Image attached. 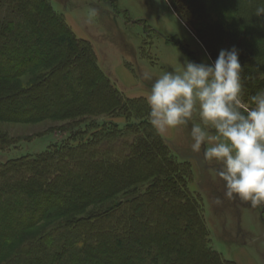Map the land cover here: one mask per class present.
<instances>
[{
    "label": "trees",
    "instance_id": "1",
    "mask_svg": "<svg viewBox=\"0 0 264 264\" xmlns=\"http://www.w3.org/2000/svg\"><path fill=\"white\" fill-rule=\"evenodd\" d=\"M169 4L212 61L216 46L238 49L241 100L251 103L264 90V16L255 15L264 0ZM29 72V87L11 83ZM0 110L27 123L80 119L56 129L68 133L60 143L0 163V264H235L211 248L192 168L152 128L146 101L111 83L47 0H0ZM14 143L0 136V151Z\"/></svg>",
    "mask_w": 264,
    "mask_h": 264
},
{
    "label": "rangeland",
    "instance_id": "2",
    "mask_svg": "<svg viewBox=\"0 0 264 264\" xmlns=\"http://www.w3.org/2000/svg\"><path fill=\"white\" fill-rule=\"evenodd\" d=\"M47 1L56 13L62 14L78 38L92 45L100 70L129 98L145 100V93L154 80L164 72L181 71L186 59L197 63L212 62L190 26L174 13L169 0ZM259 2L263 3V0H255V3ZM215 15L209 16V23H217ZM230 15L229 12L219 14L231 24ZM231 48V44L225 43L216 46L215 50L219 54L221 49ZM38 55L50 56L43 52ZM145 74L151 79H145ZM34 78L35 74L29 72L11 83L24 89ZM242 103L252 106L250 102ZM0 113L2 115L3 110ZM7 119L0 117V136L15 143L0 151V163L34 155L51 144L60 143L68 133L56 129H64L80 121L44 119L27 123ZM93 120L103 122L111 119L98 116ZM196 123L200 120L198 113L194 112L190 124ZM207 131L209 136L214 134L210 126ZM161 137L176 160L188 162L192 168L193 177L188 188L201 198L211 248L235 264H264V205L252 207L249 201L223 196V183L216 175L219 164L204 160L203 151L207 145L202 146L199 153L190 150V125L170 129ZM217 198H220V203H217ZM95 208L88 207L76 216H84ZM138 222L143 223L144 220ZM48 225L47 222L41 223L30 232L31 235L35 236ZM180 228L183 230L184 226L180 225Z\"/></svg>",
    "mask_w": 264,
    "mask_h": 264
},
{
    "label": "clouds",
    "instance_id": "3",
    "mask_svg": "<svg viewBox=\"0 0 264 264\" xmlns=\"http://www.w3.org/2000/svg\"><path fill=\"white\" fill-rule=\"evenodd\" d=\"M264 16V7L257 8ZM181 71H167L145 93L150 125L159 135L190 125V150L204 147L205 161L219 164L223 196L264 205V90L242 103L239 51L221 49L211 63L185 60ZM145 79H151L145 74ZM197 112L200 123L190 124ZM209 126L214 134L209 136ZM217 198V203H220Z\"/></svg>",
    "mask_w": 264,
    "mask_h": 264
}]
</instances>
